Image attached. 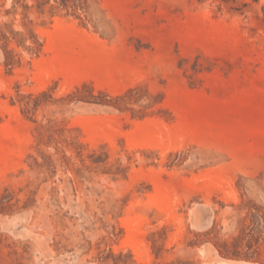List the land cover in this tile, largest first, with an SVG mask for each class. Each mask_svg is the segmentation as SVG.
I'll use <instances>...</instances> for the list:
<instances>
[{
	"label": "rangeland",
	"instance_id": "rangeland-1",
	"mask_svg": "<svg viewBox=\"0 0 264 264\" xmlns=\"http://www.w3.org/2000/svg\"><path fill=\"white\" fill-rule=\"evenodd\" d=\"M219 258L264 264V0H0V264Z\"/></svg>",
	"mask_w": 264,
	"mask_h": 264
},
{
	"label": "bare ground",
	"instance_id": "bare-ground-1",
	"mask_svg": "<svg viewBox=\"0 0 264 264\" xmlns=\"http://www.w3.org/2000/svg\"><path fill=\"white\" fill-rule=\"evenodd\" d=\"M210 251V250H209ZM208 254V253H207ZM204 255V254H203ZM218 258V257H217ZM210 259V258H209ZM217 261V260H216ZM211 262V261H210ZM219 262H221L222 264H248V263H234V261L233 262H231V261H225V260H223V259H220L219 258ZM205 263V262H204Z\"/></svg>",
	"mask_w": 264,
	"mask_h": 264
},
{
	"label": "trees",
	"instance_id": "trees-1",
	"mask_svg": "<svg viewBox=\"0 0 264 264\" xmlns=\"http://www.w3.org/2000/svg\"><path fill=\"white\" fill-rule=\"evenodd\" d=\"M131 227H132V226L129 225V226H128V229H131ZM139 227H140V225L136 226V228H139ZM137 247L141 249V240H138V241H137Z\"/></svg>",
	"mask_w": 264,
	"mask_h": 264
}]
</instances>
